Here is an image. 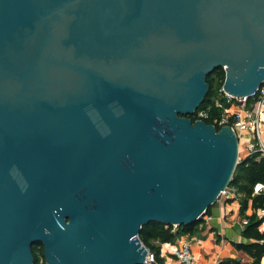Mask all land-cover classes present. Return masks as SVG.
I'll return each instance as SVG.
<instances>
[{"label": "water", "instance_id": "water-1", "mask_svg": "<svg viewBox=\"0 0 264 264\" xmlns=\"http://www.w3.org/2000/svg\"><path fill=\"white\" fill-rule=\"evenodd\" d=\"M264 84V0H0V264H145L200 222L238 140L193 123Z\"/></svg>", "mask_w": 264, "mask_h": 264}, {"label": "trees", "instance_id": "trees-1", "mask_svg": "<svg viewBox=\"0 0 264 264\" xmlns=\"http://www.w3.org/2000/svg\"><path fill=\"white\" fill-rule=\"evenodd\" d=\"M225 80V72L223 69L216 70L212 75L207 77V83L210 86L209 94L200 107L199 111H205L208 108L210 99L216 95L217 91L223 87ZM218 116V110H211L209 120L206 123L213 124V120ZM189 119L195 123L197 121V115L190 116ZM236 177L232 179L230 187H235L239 192L247 194L248 200L245 201L241 207V214L245 216L249 201H252V208L255 212L252 216L247 217L248 225L243 230V237L248 240L247 244H234V247L247 253L254 260V264H264V234L260 232V225L263 220H260L257 216V211L264 210V194L253 197V187L260 183L264 184V159L257 161L256 158H247L238 164L236 168ZM234 173V174H235ZM234 177V176H233ZM210 209L207 211V214ZM200 223L191 224L183 227H173L160 223H151L144 226L139 239L142 244L155 255L156 264H160V254L156 248L152 245V242H159L163 244H170L177 239L185 236H192ZM38 252L42 258L43 264H46L44 259V248L42 245H35L33 247V255L36 260V264L39 262ZM233 264V263H222Z\"/></svg>", "mask_w": 264, "mask_h": 264}, {"label": "built area", "instance_id": "built-area-1", "mask_svg": "<svg viewBox=\"0 0 264 264\" xmlns=\"http://www.w3.org/2000/svg\"><path fill=\"white\" fill-rule=\"evenodd\" d=\"M224 70V69H223ZM218 110V116L213 120L212 126L217 131L230 128L238 140V163L247 158H256L257 161L264 159V84L251 96L236 97L227 93L221 87L215 96L210 99L205 111H198L197 121L209 120L210 111ZM196 121V122H197ZM245 134L247 138L244 146L242 141ZM241 149L244 150L243 153ZM231 187L222 192L218 202L230 199ZM264 194V184H256L253 187V197ZM252 203V201H250ZM257 216L263 220L260 232L264 234V210L257 211ZM248 219H244L241 226L248 225ZM175 259L179 264H194L192 242L185 237L179 238L178 249L175 251ZM36 264V263H35ZM39 264H43L41 260ZM145 264H156L155 255L149 250Z\"/></svg>", "mask_w": 264, "mask_h": 264}, {"label": "crops", "instance_id": "crops-1", "mask_svg": "<svg viewBox=\"0 0 264 264\" xmlns=\"http://www.w3.org/2000/svg\"><path fill=\"white\" fill-rule=\"evenodd\" d=\"M239 195L240 192L231 187L230 199L212 206L199 222L196 232L192 236H185L192 242L194 264H254L253 258L234 247V244L249 242L243 237L241 223L255 213L249 201L245 216L241 214L242 205L236 197ZM152 245L160 254V264H179L174 256L179 239L170 244L152 242Z\"/></svg>", "mask_w": 264, "mask_h": 264}, {"label": "rangeland", "instance_id": "rangeland-1", "mask_svg": "<svg viewBox=\"0 0 264 264\" xmlns=\"http://www.w3.org/2000/svg\"><path fill=\"white\" fill-rule=\"evenodd\" d=\"M250 135L249 134H245V136H244V139H243V141H242V145L244 146V144H245V142H247V138L249 137ZM243 151L244 150H242L241 149V152L243 153ZM234 177L233 178H235L236 177V173L233 175ZM232 178V179H233ZM241 195V196H240ZM240 195L239 196H236L237 197V200H238V202L241 204V205H244V203H245V201L246 200H248V195L247 194H244V193H241V191H240ZM242 207V206H241ZM38 258H39V262H38V264L40 263V261L42 260V258L40 257V254H39V252H38Z\"/></svg>", "mask_w": 264, "mask_h": 264}]
</instances>
